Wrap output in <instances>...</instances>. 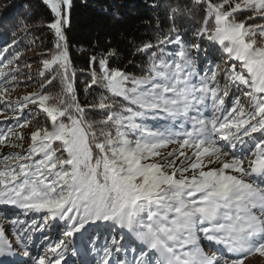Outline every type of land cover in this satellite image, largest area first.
<instances>
[{"label": "snow or ice", "instance_id": "obj_1", "mask_svg": "<svg viewBox=\"0 0 264 264\" xmlns=\"http://www.w3.org/2000/svg\"><path fill=\"white\" fill-rule=\"evenodd\" d=\"M43 2L53 15L47 27L55 51L41 60L39 76L50 78L10 101L4 85L22 74L20 54L0 66V103L16 119L0 130V145L21 149L0 153V206H9L0 215L42 214L44 222H63L61 235L72 239L52 238L34 218L10 219L16 240L0 223V256L26 258L10 264H63L75 254L76 234L91 243L103 228L110 235L126 230L143 248L131 262L113 258L124 236L112 235L115 247L105 243L96 264H245L264 257V23H248L264 20V0H194L205 15L191 36L176 26L183 9L172 6L167 30L157 18L154 39L135 46L134 55L146 59L139 75L110 66L115 48L91 56L86 88L106 93L95 105L81 104L76 93L65 34L73 0ZM216 53L229 61L222 73L205 59ZM57 78L60 91H45ZM88 108L103 118L87 119ZM150 118L168 124L149 128ZM33 123L26 150L10 142L14 128ZM24 139L23 132L15 136ZM33 232L44 233L42 248L32 243Z\"/></svg>", "mask_w": 264, "mask_h": 264}, {"label": "trees", "instance_id": "obj_2", "mask_svg": "<svg viewBox=\"0 0 264 264\" xmlns=\"http://www.w3.org/2000/svg\"><path fill=\"white\" fill-rule=\"evenodd\" d=\"M177 5L183 9V14L176 17V26L183 35L191 36V33L201 26L205 15L203 6L196 4L194 0H73L65 34L71 68L75 69L76 93L81 104L95 105L100 96L106 94L104 89L95 85L86 88V84L90 83L91 56L109 47L115 48L119 56L109 60L110 66L139 75L141 68L146 64V59L142 54L134 55L135 46L145 40L154 39L157 18L161 27L167 30L171 7ZM113 13H118L119 18ZM236 15L238 19H244L247 13ZM52 19L53 15L43 0H0V66L16 54H20V59L15 63L19 65L22 73L14 83L4 85L9 89L7 94L10 101H16L26 94L39 91L40 82L50 78L51 73L41 78L39 72L42 69L41 60L50 58L55 51V36L47 27ZM254 22L264 23V20L257 17L255 21H248L249 24ZM205 59L218 64L221 73L229 64L220 53L210 54ZM26 65L40 67L39 70L34 71ZM96 70L99 71L98 65ZM29 76L31 79H28ZM221 82L223 83V80ZM45 91L59 92V78L48 84ZM240 98L242 102H247V98L243 96ZM31 107L34 106L29 105V108ZM29 108H25L24 113H28ZM0 113L9 115L5 122H1L2 129L16 124L11 109L5 110L3 103H0ZM26 118L28 117H20L21 120ZM86 118L99 121L103 118V111L88 108ZM41 120H43L42 116ZM152 120L150 118L145 122L149 128L153 127ZM35 127V123L24 129L17 127L10 135L15 138L18 132L29 134ZM24 137L21 143L30 142L28 135ZM101 229V232H107ZM117 232L118 234L122 232L127 247L138 248V243L130 233H124L123 230ZM117 232L111 235L107 233L112 239V235L116 236Z\"/></svg>", "mask_w": 264, "mask_h": 264}, {"label": "rangeland", "instance_id": "obj_3", "mask_svg": "<svg viewBox=\"0 0 264 264\" xmlns=\"http://www.w3.org/2000/svg\"><path fill=\"white\" fill-rule=\"evenodd\" d=\"M40 66H36L33 67L31 66L30 69H33L34 71L39 70ZM8 94L6 96V99H8ZM232 99V93L231 90L229 92V96L225 98L226 104L228 103V101H230ZM242 99V98H241ZM4 104V103H3ZM211 113L210 111L205 112L206 116H209ZM9 117L8 114L2 113L0 114V130H2L3 125H1V122H5V120ZM152 125H153V129H155L157 126H164L168 124V121L164 120V119H159V120H155L153 119L152 121ZM24 135H28V137H30V133L29 134H24ZM259 133L254 134V136H259ZM247 139V138H245ZM10 142H15V143H21L18 140H15L14 136L10 135ZM23 144V149L26 150V147H29L30 142H25L22 143ZM26 148V149H25ZM21 151V149H14L11 147H6L3 145H0V153L3 154H7L9 152H14V151ZM2 207H9V206H0V208ZM42 214H33V213H29L27 216L23 215L22 212L20 210H16L15 213H13L11 215V217H9V215L5 214V215H0V223L3 224V227L5 229V234L8 237V239L10 241H12L13 243H15L16 240V236L13 234V226L10 223V219H20V220H25L27 221L29 224L31 223V220L34 218L36 219V221L38 222L37 226L38 227H43L44 228V233H47L48 235H50L52 238H63L65 240L68 239H72V238H68L66 236H62L61 235V231L60 229L63 226V222H61V224L56 225L55 227H51L49 222H44L41 218ZM94 228V226H93ZM90 229V231H94V229ZM126 231V230H124ZM44 233L42 232H33L32 233V243L39 249L42 248L43 246L40 244V240L41 237L44 235ZM105 235V238L104 236ZM80 234H76V238L73 239V247L75 250V254H72L71 252L66 254L65 260L63 262V264H96V261L98 260V258L102 255V246L105 243H109V235L108 233L105 231L101 232V230L99 229V232L93 237L92 239V243L87 242V239H85L84 241H81V239H79ZM119 236V235H118ZM117 236V237H118ZM108 239V240H106ZM96 240V241H95ZM136 241V240H135ZM138 244L139 242L136 241ZM93 243H95V248L97 251L93 250ZM109 246L111 247H115L111 244H109ZM120 246H121V251L120 252H114L113 253V258L119 257L121 259H124L127 262H131L133 259H139V251L141 248H143V245L139 244L140 249L136 248V252H132L130 251L131 249L129 247H126L123 244V240H120ZM206 251H210V249L206 248ZM42 254V253H41ZM152 254L151 252H149L148 258H151ZM14 259H26L23 258L19 255V253H17L16 257L13 256H0V264H10L11 261H13ZM109 264H112V261H109ZM245 264H264V257H260L258 254L250 256L248 259L245 260Z\"/></svg>", "mask_w": 264, "mask_h": 264}]
</instances>
